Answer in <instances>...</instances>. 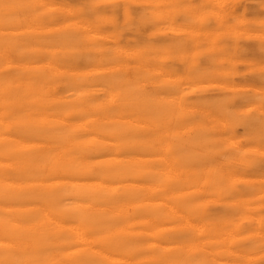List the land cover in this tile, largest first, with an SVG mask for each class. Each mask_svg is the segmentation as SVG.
Instances as JSON below:
<instances>
[{
    "label": "bare ground",
    "instance_id": "obj_1",
    "mask_svg": "<svg viewBox=\"0 0 264 264\" xmlns=\"http://www.w3.org/2000/svg\"><path fill=\"white\" fill-rule=\"evenodd\" d=\"M0 264H264V0H0Z\"/></svg>",
    "mask_w": 264,
    "mask_h": 264
}]
</instances>
